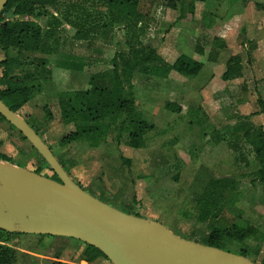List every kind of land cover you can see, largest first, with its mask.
<instances>
[{
  "label": "rangeland",
  "instance_id": "374dc122",
  "mask_svg": "<svg viewBox=\"0 0 264 264\" xmlns=\"http://www.w3.org/2000/svg\"><path fill=\"white\" fill-rule=\"evenodd\" d=\"M256 1L264 4V0ZM69 2L61 0L47 7V16L40 19L44 27L54 16L62 21L56 36L62 50L49 58L52 82H41L46 68L32 63L34 58L45 57L40 54L28 52L21 63L0 67V80L3 76L34 75L26 80L33 98L17 114L38 129L65 163L72 180L85 191L125 213L157 221L182 239L205 245L209 238L214 219L196 208L198 199L209 190L230 222L222 249L246 253L249 260L263 264L264 187L252 183L260 166L243 135L246 130L264 128V43L260 42L264 40V8H255L249 1L211 12L204 4L197 6L194 20L185 23L165 0L140 1L135 20L145 30L143 46L154 49L165 62L186 54L201 62L203 69L191 79H162L140 70L135 73L139 111L156 129L147 133L144 148L134 149L129 146L131 128L121 129V118L98 124L92 134L78 141L62 142L75 126L61 121L60 100L89 89L94 75L112 70L116 54L129 53L124 25L102 28L90 42L74 40L75 29L62 20ZM92 12L98 20V13L106 9ZM7 19L34 20L12 14ZM218 40L228 42L227 47L219 49ZM217 52L222 54L214 63L211 58ZM237 54L242 58L243 78L222 82L215 74ZM16 55L12 47L0 48V61ZM71 55L84 62L83 71L73 68ZM65 93L70 95L62 97ZM167 102L179 104L182 113L166 110ZM47 111L53 119H48ZM0 153L12 166L52 175L32 144L3 120ZM9 246L13 253L8 264H113L95 257L85 243L64 237L12 233Z\"/></svg>",
  "mask_w": 264,
  "mask_h": 264
},
{
  "label": "trees",
  "instance_id": "16d2710c",
  "mask_svg": "<svg viewBox=\"0 0 264 264\" xmlns=\"http://www.w3.org/2000/svg\"><path fill=\"white\" fill-rule=\"evenodd\" d=\"M60 1H8L0 15V48L7 49L12 47L16 49L17 55L15 58H8L7 56L5 60L0 61V67L5 69L14 64L21 63L22 57L28 52L43 56L57 54L59 38L56 36L60 33L62 21L54 16L52 22L44 27L40 24V19L47 16V7L55 6ZM140 1L71 0L69 2L70 9L65 16L63 15L64 18L62 20L75 29L74 40L90 42L92 37L99 33L100 29L109 26L124 25L127 30L126 45L129 47V53L120 52L116 54L112 60V70L106 74L94 75L90 79L89 89L79 90L71 98H65V101H63L64 98L60 100L61 121L64 123H72L75 126V131L62 139L63 143L70 144L78 141L84 136L92 134L97 129L98 124L121 118L120 128H131L129 146L134 149L144 148L147 133L154 131L156 127L147 122L139 111L137 104L138 97L134 85L135 73L140 70L143 74L162 79H168L170 76L191 79L201 73L203 64L186 54H179L172 62H165L164 58L154 49L143 46L141 37L145 33V30L139 28L138 19L135 20L139 14L138 7ZM249 1H253L255 7L263 10L264 4L256 0H239V3L243 6ZM165 2L168 8L180 12L179 21L187 23L194 20L197 6L203 5L207 0H165ZM96 8L106 9L105 13H98V20H96L92 12V9ZM10 14L15 17L29 16L34 20L7 19V16ZM227 44L224 40H218L216 46L222 50L227 47ZM218 56V52L214 53L211 61L217 62ZM71 57L74 63L72 64L73 68L78 72L83 71L85 67L84 62L79 59L76 60L74 55H71ZM32 63H37L39 66L45 67L47 59L43 57L34 58ZM219 69L220 72L215 75L222 82L228 83L243 78L242 58L238 54L231 56ZM45 71L43 70V72ZM33 77V74L25 73L24 75L3 76L1 78L0 98L13 112L17 113L33 98L34 94L26 84V80ZM69 95L67 93L64 96L68 97ZM165 109L174 114L182 113V107L175 102H167ZM46 115L48 119L52 118L51 111H47ZM0 120L6 121L1 114ZM27 122L29 123V121ZM30 126L40 135L38 129L34 128L31 124ZM243 137L245 142L252 146L256 160L260 166L252 183L258 182L264 187V128L259 127L255 130H246ZM24 139L26 140L25 137ZM49 148L53 152L52 148ZM53 154L68 174L69 170L65 163L54 152ZM0 160L8 161V158L6 155L0 153ZM42 160L52 171V175H43L40 169L34 172L52 180L59 181L57 175L47 162L43 158ZM126 162L129 163L128 160ZM216 202V196L209 190H206L198 199L196 208L205 217L214 219L211 234L205 245L222 249V242L227 235L230 222L224 216L223 211L217 208ZM136 216L141 217L140 215ZM11 234L0 230V264H8V257L13 253L9 246ZM86 246L94 250L95 257L102 256L107 259L96 248L88 244ZM241 256L248 259L246 253H242Z\"/></svg>",
  "mask_w": 264,
  "mask_h": 264
},
{
  "label": "water",
  "instance_id": "95a60500",
  "mask_svg": "<svg viewBox=\"0 0 264 264\" xmlns=\"http://www.w3.org/2000/svg\"><path fill=\"white\" fill-rule=\"evenodd\" d=\"M9 0H0V15ZM0 114L47 162L59 181L0 160V230L74 239L113 264H257L182 239L163 224L125 213L76 184L43 138L0 98Z\"/></svg>",
  "mask_w": 264,
  "mask_h": 264
},
{
  "label": "crops",
  "instance_id": "0c3cea01",
  "mask_svg": "<svg viewBox=\"0 0 264 264\" xmlns=\"http://www.w3.org/2000/svg\"><path fill=\"white\" fill-rule=\"evenodd\" d=\"M261 1V0H260ZM239 3V0H207V2L206 3H204L205 4V8L208 10L209 9V11H211V12H213L214 10H219V9H227V8H229V7H232V6H235V5H237ZM203 4V5H204ZM230 4V6L228 7V5ZM252 7V6H251ZM255 7V6H254ZM256 8V7H255ZM248 9V8H247ZM226 11V10H225ZM245 12H244V14H243V16L245 17ZM240 16V15H239ZM254 23V22H253ZM247 37H249V32H247ZM260 42H263L264 43V40H262V41H260ZM228 43V42H227ZM59 50H62V47H61V45H59L58 44V46H57V54L59 53ZM223 52V51H222ZM222 52H220V54H219V58L221 57V54H222ZM55 55V54H54ZM54 55H51V56H45L44 58L45 59H47V63H46V65H45V72H43V74H42V76L40 77V81L41 82H44V81H46L47 83L48 82H52V80H50V75L49 74H51V68H50V59L49 58H52V56H54ZM61 56V55H60ZM217 61H218V58H217ZM215 63V62H214ZM253 68H255L256 67V63H254L253 64V66H252ZM59 69V68H58ZM60 70H64V69H60ZM81 72V71H80ZM254 81H255V77H254ZM264 83V82H263ZM66 94V93H65ZM65 94H62V97L65 95ZM30 123V122H29ZM31 124V123H30ZM33 127H34V125H32ZM34 128H36V127H34ZM41 136V135H40ZM43 138V137H42ZM44 140V139H43ZM45 141V140H44ZM105 202V201H104Z\"/></svg>",
  "mask_w": 264,
  "mask_h": 264
}]
</instances>
